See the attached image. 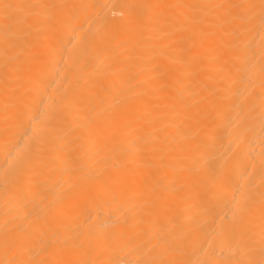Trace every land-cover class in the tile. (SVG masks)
Masks as SVG:
<instances>
[{
	"label": "bare ground",
	"instance_id": "obj_1",
	"mask_svg": "<svg viewBox=\"0 0 264 264\" xmlns=\"http://www.w3.org/2000/svg\"><path fill=\"white\" fill-rule=\"evenodd\" d=\"M0 264H264V0H0Z\"/></svg>",
	"mask_w": 264,
	"mask_h": 264
}]
</instances>
